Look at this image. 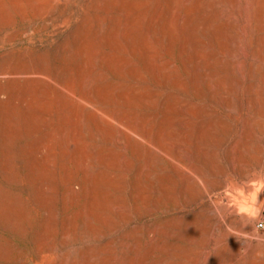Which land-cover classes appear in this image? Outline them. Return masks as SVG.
Listing matches in <instances>:
<instances>
[{
	"label": "rangeland",
	"instance_id": "374dc122",
	"mask_svg": "<svg viewBox=\"0 0 264 264\" xmlns=\"http://www.w3.org/2000/svg\"><path fill=\"white\" fill-rule=\"evenodd\" d=\"M259 221L264 0H0V264H264Z\"/></svg>",
	"mask_w": 264,
	"mask_h": 264
},
{
	"label": "bare ground",
	"instance_id": "6f19581e",
	"mask_svg": "<svg viewBox=\"0 0 264 264\" xmlns=\"http://www.w3.org/2000/svg\"><path fill=\"white\" fill-rule=\"evenodd\" d=\"M255 3H256V2H255ZM185 15H186V14H185ZM178 17H180V16H178ZM176 19H177V18H176ZM182 21H184V20H182ZM168 22H169V21H168ZM179 23H180V22H179ZM184 23H185V22H184ZM181 25L183 26V23H182ZM182 26H181V27H182ZM192 26H193V25H192ZM197 27H198V26H197ZM197 27H196V28H197ZM201 27H202V25H201ZM165 28H166V27H165ZM186 28H188V27H186ZM162 29H163V28H162ZM184 29H185V28H184ZM188 29H189V28H188ZM160 30H161V29H160ZM165 30H166V29H165ZM188 31H189V30H188ZM187 33H188V32H187ZM148 34H149V33H148ZM184 35H185V33H184ZM128 38H129V37H128ZM185 38H186V37H185ZM190 38H191V37H190ZM186 40H187V39H186ZM218 40H219V39H218ZM136 41H137V40H136ZM189 41H190V39H189ZM191 42H192V41H191ZM139 43H141V42H139ZM220 43H221V42H220ZM141 44H142V43H141ZM188 44H189V43H188ZM191 44H192V43H191ZM219 45H220V44H219ZM184 47H185V45H184ZM186 47H187V46H186ZM193 47H194V46H193ZM191 48H192V47H191ZM183 49L185 50V48H183ZM192 49H193V48H192ZM192 49H191V50H192ZM194 50L196 51L195 48H194ZM144 51H145V50H144ZM198 52H199V51H198ZM144 53H145V52H144ZM222 54H223V53H222ZM221 59H222V58H221ZM213 62H214V61H213ZM196 63H197V62H196ZM211 63H212V62H211ZM218 67H219V65H218ZM233 67H234V66H233ZM236 67H237V65H236ZM254 67H255V66H254ZM239 68H240V67H239ZM255 68H256V67H255ZM253 70H254V69H253ZM252 72H253V71H252ZM196 75H197V74H196ZM210 75H211V74H210ZM253 75H254V74H253ZM207 76H208V75H207ZM197 78H198V77H197ZM210 79H211V77H210ZM204 81H205V80H204ZM214 81H215V80H214ZM219 82H220V81H219ZM208 83H209V82H208ZM208 83H207V84H208ZM220 83H221V82H220ZM208 87H209V86H208ZM225 87H227V85H226ZM255 89H256V88H255ZM226 91H227V90H226ZM254 91H255V90H254ZM257 91H258V89H257ZM253 93H254V92H253ZM257 98H258V97H257ZM257 98L254 97V100H256ZM258 99H259V98H258ZM257 101H258V100H257ZM115 117L117 118V116H115ZM163 118H165V117H163ZM140 121H141V120H140ZM162 121H163V120H162ZM119 123H120V122H119ZM142 124H143V123H142ZM174 124H175V122H174ZM119 125H120V124H119ZM140 126H142V125H139V127H140ZM160 126H161V124H160ZM160 128H161V127H160ZM141 129H142V128H141ZM149 129H150V128H149ZM144 130H146V129H144ZM148 131H149V130H148ZM151 131H152V130H151ZM160 133H161V132H160ZM167 133H168V132H167ZM167 133H166V134H167ZM164 134H165V133H164ZM201 134H202V133H201ZM156 135H157V134H156ZM183 135H184V134H183ZM159 136H160V135L158 134V137H157V136H156V137L159 138ZM161 136H162V135H161ZM174 136H175V135H174ZM152 137H153V136H152ZM198 137H199V136H198ZM163 139H164V138H163ZM157 140H160V139H157ZM157 140H156V142H157ZM154 141H155V140H154ZM159 143H160V142H159ZM161 143H162V142H161ZM178 143L180 144L179 141H178ZM181 143H182V142H181ZM155 144H156V143H155ZM155 144H154V145H155ZM183 144H184V143H183ZM156 145H157V144H156ZM156 145H155V146H156ZM164 145H165V144H164ZM175 145H176V144H175ZM185 146H186V145H185ZM179 147H180V146H179ZM133 148H134V147H133ZM181 148H182V147H181ZM154 149H155V148H154ZM175 150H176V147H175ZM182 150H183V149H182ZM177 151H178V150H177ZM180 151H181V150H180ZM202 151H203V150H202ZM153 152H155V151H153ZM185 152H186V151H185ZM175 153H176V152H175ZM179 153H180V152H179ZM196 153H197V152H196ZM204 153H205V152H204ZM180 154H181V153H180ZM174 155H175V154H174ZM206 155H207V154H206ZM152 156H153V155H152ZM178 157H179V156H178ZM184 157H185V156H184ZM198 157H199V155H198ZM139 158H140V156H139ZM152 158H153V157H152ZM162 158H163V157H162ZM169 158H170V157H169ZM186 158H187V157H186ZM176 159H178V158L176 157ZM198 159H199V158H198ZM179 160L181 161V159H179ZM160 161H161V160H160ZM204 161H205V160H204ZM156 162H157V161H156ZM162 162H163V161H162ZM170 162H171V161H170ZM152 163H153V161H152ZM144 164H145V163H144ZM147 164H148V163H147ZM155 164H156V163H155ZM160 164H161V163H160ZM170 164H171V163H170ZM172 164H173V162H172ZM172 164H171V165H172ZM161 165H162V164H161ZM167 165H168V163H167ZM173 165H174V164H173ZM178 165H179V164H178ZM180 165H181V164H180ZM146 166H147V165H146ZM146 166H145V167H146ZM158 166H159V165H158ZM212 166H213V165H212ZM142 168H143V167H142ZM158 168H159V167H158ZM143 169H144V168H143ZM159 169H160V168H159ZM197 170H198V169H197ZM142 171H143V170H142ZM142 171H141V172H142ZM193 171H194V170H193ZM198 171H199V170H198ZM141 172H140V173H141ZM141 174H142V173H141ZM147 174H148V173H147ZM155 176H156V175H155ZM157 177H159V176H157ZM137 179H138V178H137ZM187 186H188V185H187ZM209 190H210V189H209ZM206 191H207V190H206ZM207 192H208V191H207ZM200 194H201V193H200ZM256 254H257V253H256ZM217 256H218V255H217ZM218 257H219V256H218ZM207 259H208V257H207ZM219 261H220V260H219ZM219 261H218V263H219ZM221 262H222V261H221ZM138 264H139V263H138ZM141 264H142V263H141Z\"/></svg>",
	"mask_w": 264,
	"mask_h": 264
},
{
	"label": "built area",
	"instance_id": "2783aa9c",
	"mask_svg": "<svg viewBox=\"0 0 264 264\" xmlns=\"http://www.w3.org/2000/svg\"><path fill=\"white\" fill-rule=\"evenodd\" d=\"M257 227L258 228H264V222L263 221H259L258 224H257Z\"/></svg>",
	"mask_w": 264,
	"mask_h": 264
}]
</instances>
